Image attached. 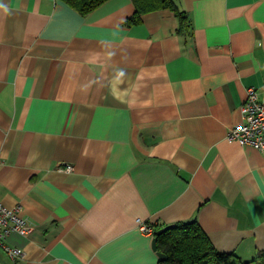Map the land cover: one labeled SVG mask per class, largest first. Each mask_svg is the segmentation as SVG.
<instances>
[{
	"label": "crops",
	"instance_id": "obj_1",
	"mask_svg": "<svg viewBox=\"0 0 264 264\" xmlns=\"http://www.w3.org/2000/svg\"><path fill=\"white\" fill-rule=\"evenodd\" d=\"M173 2L189 32L168 9L126 26L133 0H0V204L33 228L7 240L21 264H159L138 220L264 251V154L228 141L248 89L264 100V0Z\"/></svg>",
	"mask_w": 264,
	"mask_h": 264
},
{
	"label": "trees",
	"instance_id": "obj_2",
	"mask_svg": "<svg viewBox=\"0 0 264 264\" xmlns=\"http://www.w3.org/2000/svg\"><path fill=\"white\" fill-rule=\"evenodd\" d=\"M81 15H88L110 0H62ZM136 13L126 22L132 27L142 23L143 14L168 9L180 20V34L188 29L189 21L185 12L181 11L173 0H133ZM154 226V225H153ZM163 226H154L157 231ZM158 251L166 258L160 259L159 264H264V251L258 252L252 261H244L235 253L218 251L208 236L195 221L174 225V228L158 237Z\"/></svg>",
	"mask_w": 264,
	"mask_h": 264
},
{
	"label": "built area",
	"instance_id": "obj_3",
	"mask_svg": "<svg viewBox=\"0 0 264 264\" xmlns=\"http://www.w3.org/2000/svg\"><path fill=\"white\" fill-rule=\"evenodd\" d=\"M243 122L236 125L228 137V141L237 142L242 146L252 147L264 154V100L259 99V93L255 88L248 89L246 102L240 107ZM57 170L64 173H72L74 166L59 164ZM20 206L10 209L0 204V247L10 258L21 264L25 259V252L18 247L7 244L8 238L16 233L27 237L32 234L33 228L20 216ZM140 232L153 237L154 226L148 222L138 220Z\"/></svg>",
	"mask_w": 264,
	"mask_h": 264
},
{
	"label": "water",
	"instance_id": "obj_4",
	"mask_svg": "<svg viewBox=\"0 0 264 264\" xmlns=\"http://www.w3.org/2000/svg\"><path fill=\"white\" fill-rule=\"evenodd\" d=\"M173 228H174V225H169V226H166V227L160 229L159 231H157L156 237H154L153 240H152V249H153L154 252L157 253L159 258L162 259V260H164L166 258V256L163 253L158 251V245H157L158 237L163 235L164 233L172 230Z\"/></svg>",
	"mask_w": 264,
	"mask_h": 264
}]
</instances>
